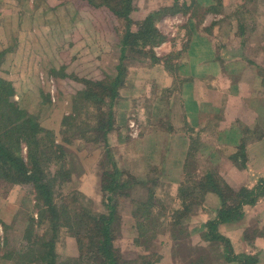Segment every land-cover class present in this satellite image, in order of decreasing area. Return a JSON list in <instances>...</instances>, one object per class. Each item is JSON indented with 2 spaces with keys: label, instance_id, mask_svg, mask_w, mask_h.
Masks as SVG:
<instances>
[{
  "label": "trees",
  "instance_id": "1",
  "mask_svg": "<svg viewBox=\"0 0 264 264\" xmlns=\"http://www.w3.org/2000/svg\"><path fill=\"white\" fill-rule=\"evenodd\" d=\"M18 1L24 6L27 0ZM42 2L45 3L42 5L43 12L46 10L52 12L58 6L68 5L70 13L79 16V25L71 24V21H66L62 25L63 30L67 27L73 28L60 31L58 53L53 54L52 57L49 53L36 55L40 62L50 57L49 72L59 86V93H63V82L66 79L75 81L77 89L71 92L70 109L72 110L62 117L61 128L58 130L61 141H58L53 130L41 126L37 117L21 108L14 99L15 95L19 99L22 98L24 90H30V85L38 89L43 100L49 97L41 89L36 69H29L27 84H24V80L21 84L25 86H19L20 72L14 70L10 60L11 53L15 52L17 46L22 47L25 41L19 43L16 41L13 45L11 43V46L0 51V182L6 186L21 185L31 188L38 206L36 222L39 225L43 222L48 225V230L44 233L46 237L33 235L32 230L27 228L22 239L24 242L22 249L15 251L17 254L14 257L12 253L3 254L2 257L10 258L12 264H154L157 258L153 259L147 254L139 255L137 259L131 261L124 260L120 249L114 244L115 232L121 221L117 215L116 201L120 197L130 198L133 190L141 188L146 192V199L138 202L135 199L130 200L131 215L136 221L138 237L147 236L148 239L140 241L137 237L136 245L146 246L147 249L151 243L148 240L155 237L157 228L161 225L165 226L161 218H166L168 220L166 225L169 226L172 239L179 249L172 255L174 264H211L212 260L206 254L192 255L187 243L184 244L182 241L189 238L185 221L190 215L199 213L197 204L204 201L206 194L213 193L218 198V206L200 229L205 228L199 231V240L207 244V247L201 246L204 250H211L217 246L216 252L221 249L223 257L231 260L233 256L230 255V242L219 234L217 225L243 216L244 207L253 205L262 193L264 194V178L254 188L247 185L231 187L224 180L219 169L211 164V162L218 163L219 155L223 153L220 149H214L209 155L210 163L203 173L195 175L191 171L193 163L190 160L197 156L204 139H209L208 142L205 140V144L207 142L214 145L216 123L208 127L204 125L199 132L203 131L205 134L198 136L199 132H197L198 134L191 139L187 160L183 166V179L177 188L180 205L170 209L169 217L162 211L155 212V208L160 206L155 200L156 185L163 182L162 185L168 186L163 181L164 168L160 165L150 166L144 176H135L125 168L122 161L114 157L112 147L108 144V133L115 127L113 106L119 96L120 88L124 85V79L127 80L126 72L132 59H139V63L144 64L143 67L163 64L176 76L175 59L178 58V54L170 52L157 56L154 47L165 40V36L156 26V21L166 13L174 14L180 11V8H177L176 4L172 7H161L150 12L143 19L135 21L130 16L134 8V0H53V2L33 0L32 8L27 9L28 13L25 14L31 19L29 26L33 29L39 24L35 23L31 11L35 12ZM192 8L193 12L198 11L195 3L192 4ZM115 18L121 25L119 29L114 24ZM239 18L240 16L237 20L240 23L242 19ZM39 27L43 28L42 25ZM40 32L41 30L38 31ZM98 37L103 42L109 41V38L112 40L116 38L114 45L119 49V54L117 63L109 69L112 73L109 70L105 71L100 64L104 52L94 53L102 44ZM77 46L80 52H84L83 54L76 53ZM22 50L28 52V47L23 46ZM9 67H12V70H9ZM84 72L89 73H86L87 76H79ZM181 81L182 79H175V84L164 91L166 92L165 107L169 108L170 97L180 92L179 85L176 84ZM34 92L37 94L36 91ZM219 119L220 117L217 118V122ZM70 137L78 141L76 150L67 147L68 143H72ZM98 147H102L104 151L99 160L103 169L100 190L106 211L92 210L88 199L81 193H76L69 199L72 204L64 203L60 199L56 202V190L71 176L72 169L67 166V159H71L72 163L75 160L73 168H79L78 165L76 166L78 152H84L86 149L92 153ZM213 156L218 158L213 159ZM229 159L239 168H245V140L229 154ZM196 194L198 201L191 199ZM33 221V217L26 220L27 224H32ZM0 224L6 226L1 219ZM61 229L75 238L78 248V255L67 258L64 262L58 260L55 251L56 238ZM256 234L264 235V230L259 231L255 228L251 234L249 233V235ZM190 245L193 246L191 243ZM185 248L188 252L181 253ZM234 259L240 264L256 262L255 256L247 254L234 256Z\"/></svg>",
  "mask_w": 264,
  "mask_h": 264
},
{
  "label": "crops",
  "instance_id": "2",
  "mask_svg": "<svg viewBox=\"0 0 264 264\" xmlns=\"http://www.w3.org/2000/svg\"><path fill=\"white\" fill-rule=\"evenodd\" d=\"M193 3L208 10L196 18V14L192 15ZM247 3L249 8L242 10ZM182 4L189 13L172 16L175 33L171 34L169 42L154 48L157 56L170 50L178 54L176 76L163 64L132 67L128 85L119 90L113 106L115 127L108 133V142L115 146V157L129 167L138 162L146 163L148 168L163 167V181L169 189H177L183 179L191 139L218 113L220 119L216 122L213 146L217 144L215 149L221 152L224 149L225 153L219 155L218 163L211 164L231 187L254 188L264 178V76L261 77L264 67L254 56H249L245 48L257 46L255 56L264 58V39L251 43L253 37L248 38L246 34L256 29L264 35V0H184ZM215 7L222 10L217 11ZM222 19L228 21L231 36L237 38L233 45L217 43L215 34ZM184 31L188 33L187 38H182ZM231 46L236 50L229 51ZM134 76L144 80L135 84ZM177 78L182 79L176 84L180 92L170 97L167 108L164 91L171 88ZM130 112L135 115L139 130L142 128L140 136L138 133L132 140L128 137ZM202 133L205 134L200 131L198 136ZM243 140L246 165L241 169L229 159V154ZM117 144L122 145L119 150ZM242 215L237 220L217 225L219 234L229 240L233 256L227 260L221 249L216 252L217 249L214 253L217 264H240L234 256L241 254L255 256V264H264V235H249L255 228L264 230V194L253 205L245 206ZM126 218L129 224L134 222L132 215ZM162 260V263L173 264L170 254L164 255Z\"/></svg>",
  "mask_w": 264,
  "mask_h": 264
},
{
  "label": "rangeland",
  "instance_id": "3",
  "mask_svg": "<svg viewBox=\"0 0 264 264\" xmlns=\"http://www.w3.org/2000/svg\"><path fill=\"white\" fill-rule=\"evenodd\" d=\"M46 1L53 2V0ZM32 2L33 0H27L25 5L23 6L21 4L22 2H19L18 0H0V51L8 47L9 45L11 46V43L12 45L13 43L15 44L16 41L17 43H19V41H25L23 46L28 47V52H26V50H22L23 46L19 48L16 44L15 46H17V48H15V52L11 53L12 57L10 60V64L14 68V70L20 72L19 86H25L27 84L28 70L36 69V74L38 75V78L41 82V89H43V92L48 94L49 97L43 100V97L38 93V89L34 85H30V90H24L22 98L19 99L17 95H15L14 99L17 100L21 108L25 109L28 113L35 115L41 126L53 130L58 141H61L58 130L61 128L60 124L63 115H67L72 110L70 109L72 107L71 92L76 91L77 83L75 81H72L71 79H66L63 82V93H59V86L57 85L54 77L49 72L51 65H48V62L53 54L58 53L57 51L59 50L58 47L61 40L60 31H65L67 29L73 28H69L66 26L67 28L63 30L61 29L62 25H64L66 21H71V24L75 23L74 25H79L80 20L78 19V14L75 13L74 15H72L70 13L67 8L68 5H57L58 7L55 10H52V12H48V10L43 12L44 10L42 9V5H44L45 3L42 2L40 7L35 12L31 11L33 19H35V23L39 24L34 26L35 29H33L31 26H29V21H31V19L25 16V14L28 13L26 10L30 9ZM183 2L184 0H134V8L130 16L133 20L138 21L143 19L152 11H156L161 7H172L173 4H176L178 6L177 8H180V11H177L174 14L166 13L162 15L158 21H156L158 30L165 36V40L163 42H169L171 39V34L175 33L176 31L175 23H172L173 18L171 17H174V15L177 13H189L188 8L184 9L185 6L182 4ZM196 8L198 9V11H192V15L195 13L196 18L203 16L208 10V7L197 6ZM248 8L249 3H247L241 9L247 10ZM215 9L217 11L219 9L222 10L219 7H215ZM240 11L238 10L237 12L240 13ZM164 18L169 19V21L164 22ZM114 24L117 29L121 27L117 18L114 19ZM219 24L220 25L218 31L215 34L216 38L218 39L217 43L233 45V42L237 41V38L231 36L232 32L229 30L228 21L222 19ZM41 25L43 26V28H38V26ZM40 30L41 32L38 33V31ZM32 32H35L36 34ZM182 33H184L182 38H187L188 33L185 34V31ZM246 34L248 38L250 36L253 37L254 40L252 41L251 38V43H255V41L259 39H264L263 32H260L259 30L256 31V29H254L253 31H249V33L247 31ZM97 35L99 36L98 33ZM68 37L69 36H67V39ZM64 39L66 38L64 37ZM115 39L116 38H113L112 40L111 38H109V41L105 40L103 42L101 38H99V41L102 44H100L101 46L98 48V50L94 51L95 54L104 52L100 64H102L105 71L113 68V65L116 64L118 60L119 49L114 45ZM65 41L67 42V40ZM79 49L80 48L77 46L75 49L76 53L83 54L84 52H80ZM233 50H236L233 46L229 47V51L232 52ZM243 50L244 49H242V51ZM173 51L174 50H170L168 53ZM245 51L249 54V56H254L255 60L263 64L262 67H264L263 56H255L258 52L257 46L245 48ZM42 53H46L45 55L49 53L50 57L40 62L36 55H40ZM226 56L228 57L229 55ZM139 61V59H132L131 63L128 65L129 68L126 72V78H128V76L130 75L133 64L143 67L144 64H140ZM12 67H9L8 69L12 70ZM111 71L109 70L110 73H112ZM86 73H80L79 76H87L88 74ZM261 75V77L264 76V71L261 73ZM133 78H137L135 80V84H141V79L144 80V78L140 76H134ZM31 80L32 78L29 79V82ZM22 81L25 85L21 84ZM127 85L128 80L124 79V85L121 88ZM34 91H36L37 94H35ZM129 114V117L132 118L129 120V123L134 118L135 121H133L138 126L139 130V125L137 124L135 117H133L135 115L132 116V112H130ZM218 116H220L218 113L215 114L214 119L209 120L205 124V126L208 127L212 124L214 125L217 122ZM128 129L129 140L135 139L134 137L136 134L134 135L132 133L129 126ZM141 129L142 128L140 127V132H138L139 136L142 131ZM70 138L72 139V143H68L67 147L76 150L78 141H76V139L72 137ZM205 140H207L208 142L209 139H204L198 149L197 156L190 160L191 163H193V166L191 164L190 169L193 173H195V175H200L204 172L206 167L209 166V155L212 153L213 149L218 146L217 144H215V146H213L212 144H207V142L205 144ZM108 144L110 147H112V152H114L115 157V146H111L109 142ZM119 146L122 147V145H116V148H118V150L120 149ZM89 151L90 150L85 149L84 152H78V157L77 155H75L77 157L76 166L78 165L79 168H73L75 160H73L72 163L71 159H67V166L70 167V170L72 169L71 176L56 190V202H59L60 199L64 203L72 204V201H69V199H71L73 195H76V193H81L88 199V202L90 203L89 207L92 210L105 212L106 209L103 205V198L100 190L101 181L103 178V169L101 160H99L104 151L102 147L96 148L92 153H89ZM222 151L223 153H225L224 149ZM124 165L125 168L131 171L135 176H144L148 171V165L143 162L133 163L134 167H129L127 163H125ZM162 184L163 182L156 185L157 192L155 195V200L160 206H157L155 208V212L162 211L167 217H169L170 209H172L173 207L177 208L180 205V200L178 198V189H176V187L174 189H169L168 186H164ZM197 196L198 195L196 194L192 196L191 199H195L196 201H198ZM131 199H135L137 200V202L144 201L146 199L145 190L141 188H139L138 190L135 189L132 191V196L130 198L120 197L117 199V215L118 218L121 219V221L115 232L116 240L114 241V244L120 249L124 260L126 259L128 261H131L133 259H137L139 255L147 254L149 256H152L153 259L157 258V261L154 262V264H165L162 263V258L164 257V255L167 256V254H170V256L172 257L173 253L178 252L179 250L175 245V240L172 239L169 226H167L168 220L166 218H161L165 226L161 225L157 228L155 237L148 240L151 243L150 245L147 244L149 245L147 249L146 246L144 247L143 245H136L135 240L138 237V231L136 229L137 225L135 218L132 224H129V221L127 220L128 218H126L129 215L131 216ZM80 200L81 199H79V201ZM217 206V196H215L213 193L206 194L204 197V201L201 204H197L196 206L200 210L199 213H194L192 214V216L190 215L189 218H187V220L185 221V225L189 230V238H186L182 241L184 244L187 243L189 252L192 255H199L201 253L206 254L208 258L212 260L211 264H217V258L214 254L217 246L211 250H204L201 246L207 247V244L199 240L200 238H198V235L199 230L203 228L205 219L207 220L209 216L214 213ZM29 217L34 218L32 224H27L26 222ZM37 218L38 206L31 188L23 187L21 185L6 186L5 184H3V182H0V219L2 220L3 224L6 225L2 226L0 224V264L13 263V261L9 260V257V259H4L2 255L6 253H12L14 257L17 254L15 251L22 249V246L24 245L22 239L25 236V231L27 230V228H30L32 230L33 235L46 237L44 233L48 230V225L43 224L45 222L39 225L36 222L38 220ZM47 237H49V235H47ZM146 239H148L147 236L138 237V240L140 241H144ZM190 243L193 246H191ZM188 249L185 248V251L181 253H187ZM55 251L60 262H64L67 258L76 257L78 255V248L75 238L70 236L69 233L65 230L61 229L56 238Z\"/></svg>",
  "mask_w": 264,
  "mask_h": 264
},
{
  "label": "built area",
  "instance_id": "4",
  "mask_svg": "<svg viewBox=\"0 0 264 264\" xmlns=\"http://www.w3.org/2000/svg\"><path fill=\"white\" fill-rule=\"evenodd\" d=\"M129 127L134 135L138 133V127L133 120L130 121Z\"/></svg>",
  "mask_w": 264,
  "mask_h": 264
}]
</instances>
